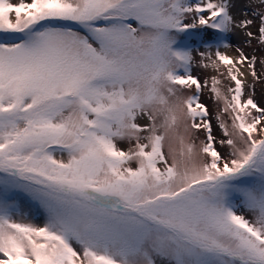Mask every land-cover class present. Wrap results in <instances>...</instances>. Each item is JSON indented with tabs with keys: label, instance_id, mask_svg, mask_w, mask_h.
I'll use <instances>...</instances> for the list:
<instances>
[{
	"label": "snow or ice",
	"instance_id": "6c2138e0",
	"mask_svg": "<svg viewBox=\"0 0 264 264\" xmlns=\"http://www.w3.org/2000/svg\"><path fill=\"white\" fill-rule=\"evenodd\" d=\"M262 80L264 0H0V264H264Z\"/></svg>",
	"mask_w": 264,
	"mask_h": 264
},
{
	"label": "rangeland",
	"instance_id": "374dc122",
	"mask_svg": "<svg viewBox=\"0 0 264 264\" xmlns=\"http://www.w3.org/2000/svg\"><path fill=\"white\" fill-rule=\"evenodd\" d=\"M11 2L12 3H18L19 0H11ZM245 2H246V0H240V6H243V4ZM240 39H242V38H238V37H234V36H230L229 37V40L231 41V43L233 45L238 44L240 42ZM182 42H186V43L190 44L191 46H193V48H195L198 45L199 40H198L197 37L193 36V37H190V38H183ZM254 47H256L255 41H253V46L252 47H246L244 49L245 53L248 54V55H252ZM200 50L203 51L204 49L201 48ZM221 51L225 52V54H227L229 56L230 55H233V56L237 55V53H236V51H235V49L233 47H229L227 49H223L222 48ZM255 54L257 55L258 58L261 55V53L259 51H257ZM193 56H194V59L196 61L199 60V56H198V54L195 51H193ZM257 67L259 69V63L257 64ZM192 74L199 76L201 78V80H203L205 78H210L213 75H217V73H216V71L214 69H211V68L204 69V68L199 67L198 65H194L193 66ZM248 80H249V82H251V77L250 76L248 77ZM225 83H226V81H225ZM262 93H264V80L256 83V85H255V96H256V98L258 100L261 98ZM210 95L211 94L207 90H205L203 95H202V97H201V99L206 105H208L210 110L214 111L215 110V105H214L213 100L210 98ZM33 212H35V210H33ZM40 219L41 218L37 215L36 222L39 223Z\"/></svg>",
	"mask_w": 264,
	"mask_h": 264
},
{
	"label": "bare ground",
	"instance_id": "6f19581e",
	"mask_svg": "<svg viewBox=\"0 0 264 264\" xmlns=\"http://www.w3.org/2000/svg\"><path fill=\"white\" fill-rule=\"evenodd\" d=\"M230 56H233V55H230Z\"/></svg>",
	"mask_w": 264,
	"mask_h": 264
}]
</instances>
